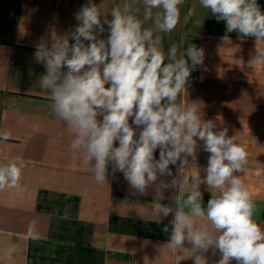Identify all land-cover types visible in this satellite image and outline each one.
Masks as SVG:
<instances>
[{"label":"crops","instance_id":"obj_1","mask_svg":"<svg viewBox=\"0 0 264 264\" xmlns=\"http://www.w3.org/2000/svg\"><path fill=\"white\" fill-rule=\"evenodd\" d=\"M92 2L102 24L111 19L113 8L125 12L127 5V14L153 29L165 63L173 44L177 59H187L189 45L204 50L203 64L191 72L190 86L176 103L197 105L202 121L227 129L245 149L247 162L237 175L253 197L254 219L264 229V64L249 63L264 42L227 32L226 22L217 21L200 0H184L171 33L155 30L159 9L143 19V0ZM88 3L0 0V136L10 133L8 140L0 138V166L12 160L23 164L19 187L0 190V264H194L198 256L202 264H218V251L210 248L205 254L189 241L179 248L169 243L178 201L187 198L194 184H199L204 207L211 198L212 190L201 183L210 155L203 141L197 140L195 159L169 165L170 174L157 173V180L138 192L123 173H113L112 165L106 182L96 183L94 162L85 165L72 151L71 131L52 113L50 93L39 85L46 69L35 53L65 38L73 43L69 34L78 24L75 16ZM258 4L264 11V0ZM104 28L98 38L106 40L107 24ZM154 156L159 159V149ZM162 206L172 210L167 217ZM33 223L38 239L28 235ZM195 226L211 227L202 218H195ZM9 248L14 249L11 255Z\"/></svg>","mask_w":264,"mask_h":264},{"label":"clouds","instance_id":"obj_2","mask_svg":"<svg viewBox=\"0 0 264 264\" xmlns=\"http://www.w3.org/2000/svg\"><path fill=\"white\" fill-rule=\"evenodd\" d=\"M143 3L145 21L152 18L153 9L160 10L156 31L175 30L184 0ZM200 4L217 21L226 22L227 32L264 42V11L258 0H200ZM125 9L113 8L111 19L102 24L99 7L89 0L75 16L78 24L69 34L73 43L65 38L35 53L46 69L40 88L49 91L52 113L71 131L70 148L85 165L94 162L96 183L106 182L112 165L113 173H123L134 190L143 192L157 180V173L170 174L169 165L185 163L184 157L195 159L197 140L203 141V150L210 155L201 183L212 195L204 207L199 184H194L187 198L178 201L170 246L179 248L189 241L205 254L211 248L221 254L218 264H264V229L254 219L256 203L237 175L247 162V152L228 136L227 129L216 130L212 121H202L197 105L176 103L186 85L190 86L191 72L203 64L204 50L192 44L186 50L187 59H177L173 44L170 62L165 63L153 29L127 14V5ZM104 24L108 26L106 40L98 38L105 31ZM249 63L264 64V47L256 49ZM0 138L8 140L10 133ZM22 169L16 160L0 166V190L19 187ZM171 211L161 207L163 217ZM195 218L205 219L211 227H196ZM28 235L39 238L34 223ZM12 251L9 248L8 254ZM194 264H202L199 256Z\"/></svg>","mask_w":264,"mask_h":264}]
</instances>
